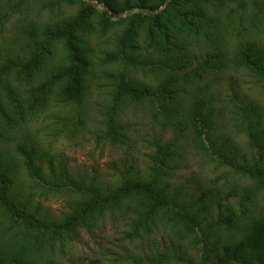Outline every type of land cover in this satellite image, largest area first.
Segmentation results:
<instances>
[{
  "label": "trees",
  "instance_id": "trees-1",
  "mask_svg": "<svg viewBox=\"0 0 264 264\" xmlns=\"http://www.w3.org/2000/svg\"><path fill=\"white\" fill-rule=\"evenodd\" d=\"M242 73L264 92V0H0V264H63L106 217L126 221L129 242L166 232L142 264H264V105L240 94ZM130 107L173 127L143 171L105 181L42 159L40 113L78 135L97 109L113 142ZM205 141L225 169L205 189L173 182L184 142ZM60 194L56 215L36 200Z\"/></svg>",
  "mask_w": 264,
  "mask_h": 264
},
{
  "label": "rangeland",
  "instance_id": "rangeland-1",
  "mask_svg": "<svg viewBox=\"0 0 264 264\" xmlns=\"http://www.w3.org/2000/svg\"><path fill=\"white\" fill-rule=\"evenodd\" d=\"M99 5L101 6L98 8L103 7V4L99 3ZM120 15L122 16L123 13ZM235 75L240 94L264 105L261 84H256L254 77L247 73ZM225 78L221 77L217 86L221 97L220 105L224 97L230 94L226 90ZM51 111L52 109L40 113L35 125L43 128L40 140L37 142L40 149L45 152L42 159L50 160L55 174L58 173L59 161L65 162L67 171L76 177H100L105 181L113 180L118 173L125 170L134 171L130 169L131 166L143 171L153 159L156 144L166 142L173 134V127L161 123L160 117H154L147 109L130 107L122 112L120 118L124 133L113 142L105 140L102 136L103 123L102 127L100 125L102 116L97 109L96 112L94 109L91 110L80 134L66 135L62 131L60 132L62 134L58 135L54 133L56 131L52 132L48 127L46 117L51 114ZM42 118L46 122V128L43 127ZM155 118L157 119L154 120ZM230 131L233 138L230 144L238 150L248 152L249 146L239 130L236 132L232 125H226L221 132L224 134ZM184 145L182 153L185 156V162L174 172L173 182H187L193 190H198V185L205 189L209 180L220 174L225 167L220 165L219 159L212 152L207 141L203 149H198L195 145L188 146L185 142ZM48 168L49 164L46 166L47 172ZM66 199L67 197L62 194L50 195L47 199L36 197V200L43 205L42 209L50 215L58 214L63 209ZM126 228V221L121 217L114 220L106 217L102 224L90 230L81 231V236L62 253L61 263L142 264V261H136L138 255L144 256L156 246L165 248L170 243V238L163 231L154 233L148 239H135L129 242L124 238L123 232Z\"/></svg>",
  "mask_w": 264,
  "mask_h": 264
},
{
  "label": "water",
  "instance_id": "water-1",
  "mask_svg": "<svg viewBox=\"0 0 264 264\" xmlns=\"http://www.w3.org/2000/svg\"><path fill=\"white\" fill-rule=\"evenodd\" d=\"M94 5L97 7L101 6V5H99V3L95 2V1H94Z\"/></svg>",
  "mask_w": 264,
  "mask_h": 264
}]
</instances>
